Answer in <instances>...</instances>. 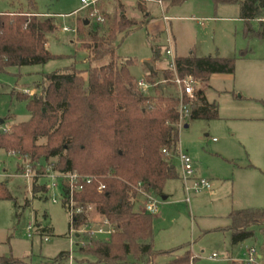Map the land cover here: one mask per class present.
Here are the masks:
<instances>
[{
    "label": "rangeland",
    "instance_id": "rangeland-1",
    "mask_svg": "<svg viewBox=\"0 0 264 264\" xmlns=\"http://www.w3.org/2000/svg\"><path fill=\"white\" fill-rule=\"evenodd\" d=\"M141 1L142 11L133 0H101L89 8L80 0H0V13L33 11L43 15L40 19L51 17L56 26L46 37L52 60L44 65L9 68L0 74V121H4L0 133L30 119L26 102L17 94L33 97L39 92L36 85L46 74L88 69V54L76 33L78 24L85 21L84 32L96 31L99 35L119 20L121 11L128 21L139 25L126 35H118L114 43L120 62H130L128 71L136 82L145 81L146 64L161 79L171 58L189 53L198 58H235L231 76H213L206 90V83H198L207 101L217 107V118L184 120L178 127L174 151L168 158L163 156L177 178L164 184L161 195L150 194L158 204L157 212L149 215L152 245L157 252L173 250L174 255L189 251L188 264H261L263 232L254 228L252 238L233 244L226 229L232 212L264 209V38L259 35V22L240 19L239 5H215L212 0H186L178 6ZM94 10L99 15L106 13L107 18L95 23L90 17ZM145 15L149 16L146 23ZM63 28L74 32L65 33ZM167 47L172 48V57L165 56ZM153 49L158 50L157 60ZM82 77L86 79L85 74ZM166 86L162 95L179 94L175 85ZM152 90L146 94L152 95ZM45 143L42 139L37 144ZM180 155L190 159L196 178L210 184L209 190L190 193L189 202L180 180ZM18 165L22 163L17 155L0 150V184L10 197H0V257L27 264H104L97 263L93 256L81 255L76 247L104 237L70 234L69 214L62 206L59 189L49 188L43 197L33 196V180L17 176ZM49 184L50 180L37 179L39 187L48 188ZM145 201L138 195L135 211L142 213ZM87 217L94 227L99 215L93 206L87 207ZM42 230L47 232L41 234ZM44 237L48 239L44 241ZM250 251L255 263H248ZM62 252L69 253V258L54 262ZM213 254L216 257L210 259ZM173 257L157 255L154 262L168 264Z\"/></svg>",
    "mask_w": 264,
    "mask_h": 264
},
{
    "label": "trees",
    "instance_id": "trees-1",
    "mask_svg": "<svg viewBox=\"0 0 264 264\" xmlns=\"http://www.w3.org/2000/svg\"><path fill=\"white\" fill-rule=\"evenodd\" d=\"M161 1L178 6L186 0ZM212 1L215 5H239L240 19L259 20V35L264 38V0ZM136 5L142 11L143 2ZM40 16L43 17L33 11L0 13V74L9 68L44 65L52 60L46 37L56 26L51 17L40 19ZM100 17L107 18V14L102 12ZM82 25L84 22L78 24L76 33L87 51L88 69L46 74L36 85L39 92L33 97L17 94L18 99L26 102L30 119L0 133V150L28 156L32 163H53V170L62 174L76 173L92 178L90 184H83L82 190L73 195L75 207L81 212L75 215L72 227L80 230L87 225V207L93 206L113 232L104 239H89L85 245L78 244L77 251L81 255L93 256L97 263L104 264H155L157 255L171 256L174 251L154 250L151 217L136 213L133 208L137 189L161 195L164 184L177 178L161 152L165 149L169 156L176 147L179 99L177 95H162V90L167 84H173L174 73L180 79L191 77L196 86L199 82L206 83L212 75H231L236 59L198 58L192 53L183 58L175 57L174 69L168 64L161 79L155 73L147 74L145 82L154 92L147 95L141 93L130 76V62H120L115 53L116 37L128 34L139 25L128 21L123 11L104 35L84 32L86 27ZM152 54L157 60L158 50L153 49ZM105 60L107 63H103ZM182 101L190 108L189 120L217 118L216 106L207 103L201 89L193 100L183 97ZM42 139L46 140L45 145H38ZM37 172L41 174L43 169ZM101 185L104 189L98 191ZM47 191L48 188L37 186V178L33 179V196L43 197ZM67 192L63 183L62 196ZM0 197L10 198L4 184H0ZM229 220L228 231L233 244L252 238L254 228H259L264 238V209L236 211L230 214ZM46 232L40 231L41 234ZM69 255L62 252L54 262L68 259ZM189 258L187 251L168 264H188ZM0 264L27 263L0 257Z\"/></svg>",
    "mask_w": 264,
    "mask_h": 264
},
{
    "label": "built area",
    "instance_id": "built-area-1",
    "mask_svg": "<svg viewBox=\"0 0 264 264\" xmlns=\"http://www.w3.org/2000/svg\"><path fill=\"white\" fill-rule=\"evenodd\" d=\"M101 0H80V3L83 5V7H95V5L100 2ZM135 2H139L141 0H133ZM142 2V1H141ZM156 3L158 5H161V0H156ZM90 17L95 18L96 21H100L101 17L99 13L94 10L91 12ZM65 33H71L74 32L69 28H63L62 30ZM173 51L170 47H167L165 50V56L166 57H172ZM173 60L174 58H171V60L168 62L170 64V68L173 70ZM165 83V82H163ZM172 83L177 87L179 91L178 99H179V107H178V113H179V122L177 127H181L184 120L188 119L190 108L189 106L184 105L183 103V97H188V99L193 100L194 95L199 91L198 86H196V82L191 77H186L183 79H180L176 76L174 73V78L172 80ZM137 87L141 91V93H146V91L150 88V86L145 81L137 82ZM33 94V93H32ZM31 93L29 95L32 96ZM10 155H17L20 158V161L22 165H18L17 171L18 175L26 180H33L34 178L40 179L44 178L48 181L50 180L49 188H58L60 191L61 196V203L63 200H65V206L64 208L69 214V227H70V234L72 235H84L87 234L90 237H107L113 232V228L110 226L107 220L102 218L101 216L98 217V219L95 221L96 225H91L88 223L84 227H82L80 230H75L72 227V224L74 222V217L78 213L81 212V209L75 207V202L73 200V195L77 192H80L83 188V184H90L91 177H83L76 173H59L53 170V163H48L42 165L40 162L32 163L28 156H21L19 154L15 153H9ZM162 154L167 157L168 152L163 149ZM179 169H180V180L182 181L183 185V191L185 194V200L186 202H189L190 199V193L192 194H198L202 191H206L210 189V184L204 180V179H198L195 177V172L192 168L191 161L188 157L180 155L179 156ZM43 169V173L38 174L37 171ZM8 176V175H7ZM63 183L66 184L68 188V192L65 195V197L61 194V188L63 186ZM139 187V185H138ZM104 187L101 185L98 187V191L103 190ZM138 194L144 196L146 199L144 204L143 212L144 214L152 215L157 212L158 204L151 199L150 193L142 192L140 189H137ZM137 194V195H138ZM53 203H56V200H52ZM28 231H30V228H28ZM28 237L30 238V234H28ZM48 238L44 237V241H46ZM216 256L213 254L211 255L210 259H214ZM195 258V257H194ZM192 258V260L194 259ZM248 263H255V259L253 257V251H250L248 254Z\"/></svg>",
    "mask_w": 264,
    "mask_h": 264
},
{
    "label": "crops",
    "instance_id": "crops-1",
    "mask_svg": "<svg viewBox=\"0 0 264 264\" xmlns=\"http://www.w3.org/2000/svg\"><path fill=\"white\" fill-rule=\"evenodd\" d=\"M89 8V7H88ZM148 21V19H146V21H145V23ZM261 21V20H260ZM258 22H259V20H258ZM172 49V48H171ZM191 53H189L188 55H190ZM188 55H186V56H183V57H187ZM183 57H176V58H183ZM175 58V57H174ZM168 64L169 63H167L166 64V66L168 67ZM153 68V67H152ZM147 72L148 73H150L148 70H147ZM147 73V74H148ZM153 73H155V74H157L158 75V72H156L154 69H153ZM147 74H146V76H147ZM232 75V74H231ZM231 75H229V76H231ZM213 76H217V75H212V76H210L209 77V79L207 80V82H206V87H205V90H206V88L207 87H209V83H210V79L213 77ZM164 87V86H163ZM202 91H203V93H204V97H205V99H206V101H207V98H206V94H205V90H203V89H201ZM179 95V94H178ZM177 95V96H178ZM207 103H209L208 101H207ZM210 104V103H209ZM215 105V104H214ZM217 108V107H216ZM186 128V127H185ZM182 188H183V185H182ZM183 193H184V191H183ZM151 194V193H150ZM139 195V194H138ZM138 195H137V197H138ZM185 195V194H184ZM137 197H136V200H137ZM165 198V197H164ZM136 200H135V202H136ZM135 202H134V207H135ZM133 211L134 212H136V213H139L138 211H135V209L133 208ZM233 213V212H232ZM230 216V215H229ZM229 216H228V220H229ZM230 227V220H229V224L227 225V227H226V229H227V231H228V228ZM189 252V251H188ZM174 257L172 258V259H176V258H178L179 256H181L182 255V253L181 254H177V255H174V254H172ZM171 255V256H172ZM171 259V260H172Z\"/></svg>",
    "mask_w": 264,
    "mask_h": 264
},
{
    "label": "water",
    "instance_id": "water-1",
    "mask_svg": "<svg viewBox=\"0 0 264 264\" xmlns=\"http://www.w3.org/2000/svg\"><path fill=\"white\" fill-rule=\"evenodd\" d=\"M88 23H87V21H85L84 22V25H87ZM146 66V68H147V70L150 72V73H153V68L149 65V64H146L145 65ZM0 124L2 125L3 124V121H0ZM78 235H76V237H77Z\"/></svg>",
    "mask_w": 264,
    "mask_h": 264
}]
</instances>
